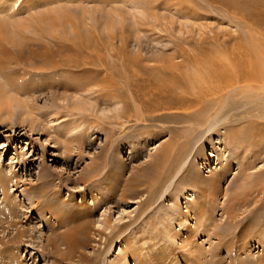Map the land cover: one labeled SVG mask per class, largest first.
Wrapping results in <instances>:
<instances>
[{"label":"rangeland","instance_id":"obj_1","mask_svg":"<svg viewBox=\"0 0 264 264\" xmlns=\"http://www.w3.org/2000/svg\"><path fill=\"white\" fill-rule=\"evenodd\" d=\"M0 76V264H264V0H0Z\"/></svg>","mask_w":264,"mask_h":264},{"label":"bare ground","instance_id":"obj_2","mask_svg":"<svg viewBox=\"0 0 264 264\" xmlns=\"http://www.w3.org/2000/svg\"><path fill=\"white\" fill-rule=\"evenodd\" d=\"M4 62V61H3ZM1 77V76H0ZM255 79V78H254ZM253 79V80H254ZM0 80H1V78H0ZM80 80V79H79ZM254 82V81H253ZM255 83V82H254ZM253 85V84H252ZM6 89H5V87L3 86V84L2 83H0V110L2 109V107L4 108V106L3 105H6V103H8L9 101L7 100H5L4 99V96H5V94H6ZM214 93V92H213ZM212 94V93H211ZM8 97H9V95H8ZM5 174V173H4ZM186 198H190V195L189 194H187L186 195ZM109 222V221H108ZM109 226H110V223L108 224ZM75 230L76 229H74V230H72L73 232H70V233H67V235H68V237H69V240L70 241H72V242H74L75 240V237H73V236H75L74 235V232H75ZM78 230V229H77ZM117 260V259H116ZM114 264H135V262H133V263H131V261H127V260H117Z\"/></svg>","mask_w":264,"mask_h":264}]
</instances>
